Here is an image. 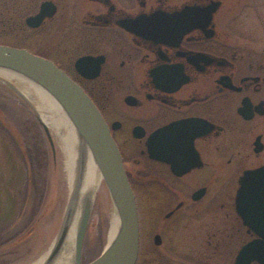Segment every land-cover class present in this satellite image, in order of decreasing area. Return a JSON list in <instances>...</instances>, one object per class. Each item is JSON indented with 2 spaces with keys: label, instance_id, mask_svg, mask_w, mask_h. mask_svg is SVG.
Wrapping results in <instances>:
<instances>
[{
  "label": "flooded vegetation",
  "instance_id": "af4514ba",
  "mask_svg": "<svg viewBox=\"0 0 264 264\" xmlns=\"http://www.w3.org/2000/svg\"><path fill=\"white\" fill-rule=\"evenodd\" d=\"M43 1L19 47L101 113L134 194V264H218L219 251L234 264L260 235L237 199L264 220V0H49L28 25Z\"/></svg>",
  "mask_w": 264,
  "mask_h": 264
},
{
  "label": "rangeland",
  "instance_id": "374dc122",
  "mask_svg": "<svg viewBox=\"0 0 264 264\" xmlns=\"http://www.w3.org/2000/svg\"><path fill=\"white\" fill-rule=\"evenodd\" d=\"M22 43V42H20ZM13 45V44H10ZM14 46H19L14 45ZM24 85L0 73V264H30L49 251L70 202L65 151L50 131L54 151L36 118V100ZM40 150L29 156L30 148ZM117 210L102 179L95 192L82 245V261L108 243ZM184 241H178L185 244ZM234 251H219L218 264H232ZM174 254L170 260H175Z\"/></svg>",
  "mask_w": 264,
  "mask_h": 264
},
{
  "label": "water",
  "instance_id": "95a60500",
  "mask_svg": "<svg viewBox=\"0 0 264 264\" xmlns=\"http://www.w3.org/2000/svg\"><path fill=\"white\" fill-rule=\"evenodd\" d=\"M55 11L52 1L41 3L38 13L26 18L30 26H37L45 16ZM84 57L77 61L83 64ZM0 67L22 73L41 85L59 102L72 121L78 136L84 142L101 172L115 204L119 227L116 235L108 242L102 252L86 264H134L138 253V218L134 194L126 177L120 153L109 129L96 105L86 92L58 68L51 60L31 51L9 44L0 43ZM36 118L42 126L48 141L53 146L48 126L39 115ZM164 127L157 132H164ZM152 139L147 141L148 149H152ZM161 155V154H158ZM243 187V184L242 186ZM243 199H237L238 212L244 223L251 224L259 236L248 241L238 250L234 264H264V220H249L245 217ZM262 203L258 198V204ZM91 205L83 212L74 237V254L69 264H82V245L87 230ZM72 205L69 202L59 232L49 248L43 264H50L59 253L69 230Z\"/></svg>",
  "mask_w": 264,
  "mask_h": 264
},
{
  "label": "bare ground",
  "instance_id": "6f19581e",
  "mask_svg": "<svg viewBox=\"0 0 264 264\" xmlns=\"http://www.w3.org/2000/svg\"><path fill=\"white\" fill-rule=\"evenodd\" d=\"M0 73L8 78H15L24 85V94L36 100L37 114L51 127L58 136L65 151L66 171L70 187L72 205L69 230L56 257L50 264H69L74 254V237L83 212L93 201L94 195L102 182L99 171L88 146L82 142L72 121L62 106L48 91L29 77L9 68L0 67ZM119 227L118 215H114L108 235V242L116 235ZM48 252L30 264H43Z\"/></svg>",
  "mask_w": 264,
  "mask_h": 264
},
{
  "label": "trees",
  "instance_id": "16d2710c",
  "mask_svg": "<svg viewBox=\"0 0 264 264\" xmlns=\"http://www.w3.org/2000/svg\"><path fill=\"white\" fill-rule=\"evenodd\" d=\"M38 0H0V43L20 45L23 17L32 11ZM35 147L28 150L29 156L37 155ZM39 154V153H38ZM6 239L0 236V244Z\"/></svg>",
  "mask_w": 264,
  "mask_h": 264
}]
</instances>
